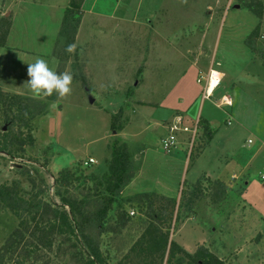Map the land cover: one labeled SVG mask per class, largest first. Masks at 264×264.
Masks as SVG:
<instances>
[{"label": "rangeland", "instance_id": "rangeland-1", "mask_svg": "<svg viewBox=\"0 0 264 264\" xmlns=\"http://www.w3.org/2000/svg\"><path fill=\"white\" fill-rule=\"evenodd\" d=\"M68 3L0 0V93L26 102L33 125V143L0 151V186L34 201H0V264H87L92 248L111 264H146L135 244L151 219L150 195L176 203L169 239L186 251L203 244L223 264H264V0H84L76 30L62 26ZM37 58L74 75L70 96L33 98L25 82ZM211 67L220 85L204 99ZM113 115L122 131L112 130ZM169 119L178 126L172 152L161 142ZM114 145L132 157L111 194ZM186 187L189 207L179 211ZM62 197L78 201L74 234L41 229Z\"/></svg>", "mask_w": 264, "mask_h": 264}, {"label": "trees", "instance_id": "trees-1", "mask_svg": "<svg viewBox=\"0 0 264 264\" xmlns=\"http://www.w3.org/2000/svg\"><path fill=\"white\" fill-rule=\"evenodd\" d=\"M83 2L84 0H69L68 7L64 11L62 21L63 27L69 28L72 25L74 30H76L77 21L73 20L80 15ZM259 30L260 25L254 29L253 35H258ZM245 42L249 43L248 38ZM0 96L1 100L5 103L2 109L0 107V151L11 155L19 154V151L23 149V145L33 143L31 110L26 102L11 99L9 94L0 93ZM119 121L120 116H112L111 128L113 131H119L123 128L122 123ZM2 122L5 124L3 125ZM210 135H212V132ZM200 148L203 147L201 146ZM130 161L131 155L125 145L113 146L112 156L108 160V171L106 173L107 189L111 194L115 191H119L124 186L125 174L128 170ZM216 183L217 194H220V190L223 189L225 185L219 180H217ZM192 185L195 186V183ZM190 195L191 190L187 187L182 189L178 203L179 211L181 206L183 209L189 207V202L186 200L187 203H185L184 198ZM12 198L20 203L21 208H31L34 206V201L32 199L18 196L8 186L1 185L0 201L4 202ZM62 200L64 206H67V208L64 206L54 207V217L50 219L49 226L45 227V229L42 227L41 229L46 230V232L50 229H57L59 234H74L76 233L75 219L78 210V201L69 197H62ZM146 208V213L151 219L135 244L138 246L136 255L144 262L146 261V264H162V262L159 263L155 259L157 256L163 259L166 253H168L167 264H173L172 260L176 258L177 254H183L188 257V264H223V260L203 244L198 245L194 253H190L182 248L175 240L169 239L168 232L172 227L176 208V203L174 201L167 200L166 202L163 201L157 204L153 196L150 195ZM14 213L20 219V226L26 225V219H23L24 212L15 209ZM91 254V257L88 256V259H86L87 264H111L100 250L92 248ZM150 258L152 261H149ZM117 264H122V262Z\"/></svg>", "mask_w": 264, "mask_h": 264}, {"label": "clouds", "instance_id": "clouds-1", "mask_svg": "<svg viewBox=\"0 0 264 264\" xmlns=\"http://www.w3.org/2000/svg\"><path fill=\"white\" fill-rule=\"evenodd\" d=\"M77 45L69 44L65 51L74 54ZM27 76L25 82L33 98H48L54 94L59 99H65L72 93L74 75L69 71L56 72L49 67L43 58H37L33 63H27ZM55 107V104L52 105Z\"/></svg>", "mask_w": 264, "mask_h": 264}, {"label": "built area", "instance_id": "built-area-1", "mask_svg": "<svg viewBox=\"0 0 264 264\" xmlns=\"http://www.w3.org/2000/svg\"><path fill=\"white\" fill-rule=\"evenodd\" d=\"M218 73H219V71H217L216 69H213L212 67L209 69L208 75H207L208 79H207V82L205 83V86H204V94H203L204 99H207L209 96H211L207 91L208 80L214 76L216 77ZM198 80H199L198 82L201 81V79H198ZM218 80L220 82V76H219ZM225 99H226V97H225ZM227 102H228V100H227ZM228 104H229V102H228ZM177 121L179 122L180 118ZM183 130L187 131L188 128L184 127ZM177 131H178V126L176 124H173L170 127V132L168 133V135H166L165 137H163L161 139L163 150L168 151V152H172V150H174L176 148V146L179 142ZM194 136H195V134L192 135L191 144L193 142ZM93 161H94V159L90 158V162H93ZM133 213H134V211L131 212V214H133Z\"/></svg>", "mask_w": 264, "mask_h": 264}, {"label": "crops", "instance_id": "crops-1", "mask_svg": "<svg viewBox=\"0 0 264 264\" xmlns=\"http://www.w3.org/2000/svg\"><path fill=\"white\" fill-rule=\"evenodd\" d=\"M200 72H201V70H200ZM220 85V84H219ZM218 85V86H219ZM218 86L215 88V90L213 91V93L214 92H216L217 91V89H218ZM212 93V94H213ZM211 94V95H212ZM172 119H169V120H166V121H164V124H161V126L163 127V129L165 130V129H168V130H170V127L172 126L171 124L172 123H168L169 121H171ZM173 120H174V118H173ZM208 120V119H207ZM173 122V121H172ZM210 122V121H209ZM123 129V128H122ZM122 129H121V131H122ZM170 132V131H169ZM181 136V135H180ZM179 136V137H180ZM186 136L185 137H182L181 136V138H180V144H179V147H182V149H184V150H186L187 149V147H186V145H187V142H186ZM132 157V156H131ZM182 158V155H179V153H177V154H175V155H172V158L171 159H169V161L167 162V165L169 166L168 167V169H169V171L171 172V174L173 173V172H175V171H173L174 169L172 168V167H170V166H172V164L175 162V161H181L180 159Z\"/></svg>", "mask_w": 264, "mask_h": 264}, {"label": "bare ground", "instance_id": "bare-ground-1", "mask_svg": "<svg viewBox=\"0 0 264 264\" xmlns=\"http://www.w3.org/2000/svg\"><path fill=\"white\" fill-rule=\"evenodd\" d=\"M219 76H221L220 73L217 74V76L212 77L211 79L208 80V84H207V91L208 93L211 95L213 93V91L215 90V88L219 85ZM207 93V92H206ZM228 100V102H230L229 98H226Z\"/></svg>", "mask_w": 264, "mask_h": 264}]
</instances>
